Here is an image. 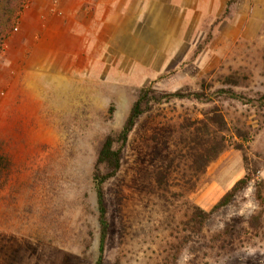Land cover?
Wrapping results in <instances>:
<instances>
[{"label": "rangeland", "instance_id": "374dc122", "mask_svg": "<svg viewBox=\"0 0 264 264\" xmlns=\"http://www.w3.org/2000/svg\"><path fill=\"white\" fill-rule=\"evenodd\" d=\"M64 1L49 0L48 12L35 19L63 18ZM155 1L152 22L143 25L151 37L135 44L129 30L120 46H109L98 15L94 34L78 47L58 30L41 43L46 27L28 36L16 64L5 65L38 67L47 77L39 87L25 84L16 103L0 111V146L13 164L0 181V264L97 263L98 150L122 129L146 87L191 96L155 105L131 133L122 167L105 185L103 264H264V215L258 229L252 223L264 211V0H229L220 15L195 14L187 24H172ZM227 90L235 96L219 93ZM196 130L210 145L220 143L205 169L193 167L185 152L174 155L176 143ZM246 164L255 175L248 187L202 230L184 231L190 205L211 211L244 178ZM161 175L167 191L158 187Z\"/></svg>", "mask_w": 264, "mask_h": 264}, {"label": "crops", "instance_id": "0c3cea01", "mask_svg": "<svg viewBox=\"0 0 264 264\" xmlns=\"http://www.w3.org/2000/svg\"><path fill=\"white\" fill-rule=\"evenodd\" d=\"M48 1L33 0L31 8H27L28 10L26 9L23 12L18 21V34L13 33L6 42L9 47L8 55L5 64L0 63V111L16 103V97L25 90V84L34 82L32 84L39 87L41 79L44 76L47 77L45 73H38V71H41L38 67V70H32L31 68L27 70L26 68L28 67H26L22 71H16L14 67V70L8 71L5 66H13V64L17 63L18 54L21 55V51L26 49L25 44H27L28 36L31 39L30 35L40 29L47 27L48 30L41 43H46L47 38L52 36L51 32L58 30L59 32L63 31V33H71L70 36L77 41L76 46L78 47L79 42L83 41L87 35L94 34V24L99 21V16L101 15V22L104 24L103 28L109 33V46H120L122 41L124 42L127 39L129 30L132 33L129 39L134 40V44L144 37H151V33L146 29L144 30L143 25L147 23L150 25L152 22L147 16H150L153 11L156 12L157 1L155 0H67L66 3L64 1L63 18L56 19L52 17L47 21H44V19L41 21L36 20L35 18L38 14L41 16L43 12L44 14L48 12ZM161 1L164 6L163 10L165 14L170 16L172 24H175V21L187 24L195 14L220 15L229 0ZM42 6L44 11L39 10ZM84 25L85 34L83 33ZM28 33L30 34L28 35ZM36 47H39V45ZM35 57L37 58V55L31 57L30 61H35ZM37 60L39 59L37 58ZM18 84L23 87L16 92ZM4 88L7 89L6 92H3ZM2 94L4 95L2 96Z\"/></svg>", "mask_w": 264, "mask_h": 264}, {"label": "trees", "instance_id": "16d2710c", "mask_svg": "<svg viewBox=\"0 0 264 264\" xmlns=\"http://www.w3.org/2000/svg\"><path fill=\"white\" fill-rule=\"evenodd\" d=\"M30 1L31 0H0V59L4 52L6 42L13 34L16 28V24H18L20 17L27 9ZM227 81H229V84H232L234 86L238 85V80L236 78H229ZM219 93L229 95L230 97L235 96V93L231 90L221 91ZM194 95L196 98L200 97L199 95ZM190 96L191 95H184L181 92L162 95L157 93V91L152 87L143 88L139 92L137 100L133 104L130 114L125 121L122 129L118 132L107 135L101 142L93 174V181L97 195L99 224L101 227L100 257L96 264H103V253L110 230V224L108 220V207L105 199V185L120 171L122 167L123 152L128 144L131 133L134 131L139 119L143 115L148 114L155 105L166 104L174 99H184ZM219 121L222 129L225 130L227 128V123L223 115H220ZM197 131L199 132V130H196V133H191L187 138L188 140L183 139L184 141H182V143H179V141L176 143V151H174V155L177 154V152H185L189 157L193 167L197 166L199 169H205L213 159L212 157H210L212 150L216 149L214 147L218 148L220 146V143H217V145L215 146L210 145V139L208 138L209 140H205L203 137L199 138V133ZM180 144L183 145L182 149L180 146H178ZM196 144H198V146H195ZM179 148L180 151H178ZM225 148L226 143L224 141L222 147L218 150L217 155L223 152ZM12 166V161L0 146V181L6 182L11 173ZM254 179L255 175L253 174L252 176L251 169L248 164H246V175L244 176V178L239 180L232 187V189L228 193H226L224 197L212 208L211 211H205L199 206L191 204L189 207V213L187 214L188 220H186L184 224V231L196 233V231L202 230L204 225L212 218L215 213L230 205L235 197L241 191L247 188ZM157 184L162 191H167L164 176H158ZM1 185L2 184H0V186ZM257 186L258 200L260 205L263 206V197L261 194V187L263 186V183L258 182ZM193 189L194 186L190 188L188 192H192ZM263 215L264 211L263 209H261L258 214L252 218L253 226L256 229L262 226Z\"/></svg>", "mask_w": 264, "mask_h": 264}, {"label": "built area", "instance_id": "2783aa9c", "mask_svg": "<svg viewBox=\"0 0 264 264\" xmlns=\"http://www.w3.org/2000/svg\"><path fill=\"white\" fill-rule=\"evenodd\" d=\"M17 30H18V28L16 27L15 30H14V32H16Z\"/></svg>", "mask_w": 264, "mask_h": 264}]
</instances>
